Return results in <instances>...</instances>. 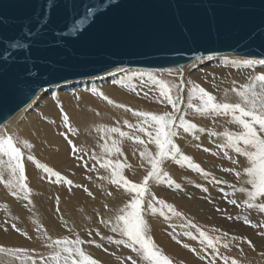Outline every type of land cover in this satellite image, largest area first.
Instances as JSON below:
<instances>
[{
	"label": "snow or ice",
	"instance_id": "6c2138e0",
	"mask_svg": "<svg viewBox=\"0 0 264 264\" xmlns=\"http://www.w3.org/2000/svg\"><path fill=\"white\" fill-rule=\"evenodd\" d=\"M49 8L59 9L58 0H46L45 4L39 5L37 10L25 19L20 34L11 43H8L5 49L4 55L6 58H11L9 49L25 50V56L30 55L31 46L35 39L46 32L53 22L48 12ZM72 9V12H69L67 3L63 5L65 15L70 17L67 21V26L73 32H79L86 22L93 21L94 15L98 12V9L91 5L85 7L83 12L79 11L75 4L72 5ZM231 64L236 67L254 69L256 66L264 67V58L233 60ZM132 75L140 77L141 80L147 77V81L155 86V90L158 92L156 98L171 105L172 111L158 114L153 111L131 109L125 104L116 103L102 91L93 89L94 93L101 96L109 104L131 111L137 117V122L130 123L125 120L123 122L124 125L128 129L135 130V132L142 133L147 137L146 141L140 135L124 131L118 126L101 125L98 127L97 131L103 133L101 148L104 150V154L101 157H97L95 153L91 155L93 160L99 164L100 169L110 172V176H100L99 178L101 180L107 179L118 189H123L129 198L116 210L114 217L101 218L100 220V223L108 227L113 235L103 236L98 229L95 235L100 236L101 240H107L110 244L131 249L136 255L135 258L133 256L123 258L128 264H174L173 259L166 255L163 249L154 241L153 236L150 234V224L145 217L146 215L158 214L166 219H171V216L179 217L183 213L178 212L173 204L158 198L151 191L150 182L167 184L177 190L181 189V184L177 183L162 168L165 161L171 160L181 167H187L202 174L205 179H210L212 183H227V181H221L211 172L206 171L201 167V164L193 160L192 156L185 154L181 150V147L175 142L180 135L181 129L183 133L192 134L196 139H199L197 133L203 132H208L212 136H222L223 142L218 145V148L223 151L225 157L231 159L233 165H237L239 161L229 156V150L238 156L246 158L247 166L243 167L242 171L237 170L235 167L225 168L223 171L234 173L237 178L242 175L247 177L245 181L247 186H242L238 189L235 185H231V187L234 192L239 191L246 195V198L241 201L244 206L264 213V72L249 75L247 82L238 86L236 81L232 82L233 87L230 91L239 97V102L235 103L219 101L213 93L207 91L200 84L188 81L191 87L188 89L187 109H192L194 113L201 116L215 114L216 116L230 117L231 123L239 128L238 131L226 129L223 132L206 129L186 119V110L181 108L183 103L181 93L185 87L182 79L179 84H171L151 72L132 73ZM31 76V72L17 74V83L23 86L19 90L25 96L34 92L29 79ZM173 89L176 90L175 93H173ZM132 90H136L135 86H133ZM228 91V89H225L226 95ZM147 94L145 93V95ZM60 111L67 131H74L70 125L69 116L64 112L63 107H61ZM113 134H116L119 138H129L134 143L143 145V149L139 151V156L150 167L141 182H133L124 174V169L130 168L131 165L126 162L127 157H124V162L119 158L124 154L119 146L120 140L114 138ZM69 143L72 142L69 141ZM149 144L155 145V152L149 149ZM21 145L23 149L31 150L33 148L28 139L20 140L14 135L8 134L6 130H0V183L11 190L12 196L22 197L27 202L25 205L27 207L32 204L30 199L31 189L27 183L25 153L22 151ZM72 151L73 154L78 151L75 144L72 145ZM205 151H209V149H205ZM114 154L115 158H113ZM26 159L29 162H34L35 166L40 168L50 178L54 177L56 182L67 183L70 186L73 184L72 180L66 179L59 171H55L47 164L41 163L30 152L27 154ZM79 159L83 160V156H80ZM141 166L143 167V164ZM76 187H84V191L89 196L93 195L86 186L76 185ZM197 187H202V185H197ZM203 190L207 192L208 188L204 187ZM220 191L224 192V189L221 188ZM108 194L111 195L112 193L109 192ZM230 202L233 205L238 203L236 199H232ZM56 203L57 212H59V198H57ZM105 208H107V205H105ZM61 219L63 220V217ZM245 222L251 224V220L247 217H245ZM64 223L67 226V222L64 221ZM42 227V225L39 226L37 231H40ZM180 227L189 229L183 231L184 236L199 240L202 250L206 254L201 255L200 258L202 260L207 259L208 264H216L217 258L223 259L225 264H242L239 259L222 256L220 253V245L225 249L229 247L230 242L225 239L229 236V233L223 232L220 235H210L208 231L200 228L191 220H186V223L180 225ZM11 228L24 236H28V233L17 227L15 223H11ZM191 229H195L196 234ZM4 230L7 231L6 228ZM213 231L220 232L219 229H214ZM44 234L47 236L46 231ZM88 235L91 236L92 232L89 231ZM173 238H176L175 234H173ZM48 239L51 241L49 247L52 248V251L47 257L43 255L34 256L32 254L34 250L27 248H11L3 245H0V252L8 254L19 261L20 264H101L99 260L93 258L82 247V245L88 243L102 248L103 244L98 243L96 240L85 241L78 234L74 239L70 236L56 238L55 240L48 236ZM237 239L239 238L232 237L233 241ZM243 239L249 246H253V242L248 240L247 237H243ZM183 246L194 253L197 252L196 248H192L188 244Z\"/></svg>",
	"mask_w": 264,
	"mask_h": 264
},
{
	"label": "bare ground",
	"instance_id": "6f19581e",
	"mask_svg": "<svg viewBox=\"0 0 264 264\" xmlns=\"http://www.w3.org/2000/svg\"><path fill=\"white\" fill-rule=\"evenodd\" d=\"M243 59H259V57H248L232 52H224L199 56L182 67L169 66L151 68L123 65L116 66L100 75L72 79V81L68 80L41 88L29 103L5 121L0 128V130H6L8 134L14 135V137L20 140L28 139L33 145L31 150L23 149L21 145L22 151L25 153L26 176L28 177L27 183L31 189L30 199L32 204L28 205L26 209H23L22 213L18 212V210H15L16 205L14 206V201L6 198V194L2 193L1 188L3 184L0 183V205L3 206L2 208L6 205L3 213L6 214L8 218V223L5 221L0 222V245L11 248H27L29 250H34L32 254L38 256V254L43 253L45 255V253H50L52 251V248L49 247L51 241H49L48 236H51L53 240L64 236H70L74 239L78 234L85 241L96 240L100 243L107 240H101L100 236L95 235L97 229L103 236L113 235L108 227L100 223V220L101 218L114 217L116 210L121 207L129 197L123 189H118L116 187V191H110L112 194L109 197L106 195L103 200L98 198V191L95 188H99L105 181L109 182V180H101L99 177L110 176V172L105 169H100L99 164L93 160L91 155L95 153L97 157H101L104 154V150L101 148L103 133L98 132L97 129L101 125H107L109 127L118 126L124 131L140 135L141 138L146 141L147 137L142 133L135 132V130L128 129L127 126L124 125L123 122L125 120H128L130 123L137 122V117L134 116L131 111H126L123 108H118L113 104H109L101 96L94 93L93 89L102 91L116 103L125 104L131 109L153 111L161 114L166 111H172L171 105L161 102L156 98L158 92L155 90V86L147 81V77L141 80L140 77L133 76L132 73L151 72L160 79L170 82L171 84H179L182 79L185 87L181 93L183 97L181 108L182 110H186V119L215 132H223L226 129L238 131V126L231 123L230 117L216 116L215 114L201 116L194 113L192 109H187L185 105L188 99V89L191 87L188 81L200 84L207 91L213 93L219 101L239 102V97L230 91L233 87L232 82L236 81L238 86L246 83L249 75L264 72V67L261 66L250 69L247 67H236L231 64L233 60ZM133 86H135V91L132 90ZM72 89L78 90L76 92H71ZM225 89L229 90L227 95L225 94ZM173 90L176 91L175 89ZM145 93L148 94L145 95ZM60 100L64 103H61ZM51 101L56 103L60 102L57 111L54 109L52 110ZM61 107H63L64 112L69 116L70 125L74 129L72 132H68L64 125L63 115L60 111ZM197 135L199 139H196L192 134L183 133L181 129L180 135L176 138L175 142L181 147V150L185 154L192 156L195 162L201 164V167L211 172L215 177L219 178L216 174L222 173L225 168L235 167L237 170L242 171V168L247 166L246 158L236 155L231 150H229V156L239 161L237 165H233L232 161L231 163L228 162V158H223V155H220L221 158H218L219 156L215 153H209L201 148V146L210 144L211 149L217 148L220 150L218 145L223 142L222 136H212L208 132L197 133ZM113 137L120 140L119 146L122 148L124 155L119 158L124 162V157H127L126 162L131 165L128 171L126 170L127 168L124 169V174L133 182H141L143 176L147 174V170L150 167L147 165L146 161H143L139 156V151L143 149V145L134 143L129 138H119L116 134H113ZM69 141L72 143H69ZM73 144L77 146V152L81 153L78 154L83 156V160H78L77 158V160H70L69 163L64 164L65 160L63 158L65 154L67 157H70V159L73 157ZM148 147L151 151H156L154 144H149ZM67 150L71 153H67ZM194 150L198 151L194 152ZM200 150L209 157L203 156V158ZM29 152L41 163L47 164L55 171H59L66 179L72 180L73 184L71 186H73V188H83L76 187V185L86 183L83 184V186H86L93 195H88L89 198H84L78 196L75 191L71 192L66 197L59 196L60 211L57 212V215H53V213L48 215L45 212V207H47L48 204L41 205L39 200L41 188H56L54 185L46 184L48 180L50 183L56 181L54 177L50 178L48 175L44 174L40 168H37L34 162L27 161L26 156ZM221 152L223 153V151ZM132 155L134 157H132ZM135 157L140 161L141 165L143 164L141 171L133 168L135 160L131 158ZM113 158H115V154ZM162 168L167 171L177 183L181 184L182 187L180 190L190 188L192 183H195V185H202L201 188H204L205 184H208L210 181V179H205L202 174L192 169H190V171L192 170L191 172L186 173L185 170L187 167H181L171 160L165 161ZM42 178H45L46 182H44ZM246 179V176L242 175L240 178H237L234 174L233 180H226L229 188H231V190L229 189L231 193L235 194V192H237L233 191L231 185H235L237 189L242 186H247L245 183ZM63 185L64 184L61 186ZM159 185L161 184L150 182V188H157ZM67 186V183H65V187ZM238 193L240 192L238 191ZM170 194H172V196H163V194L161 197L175 202L174 206L178 203L177 205L181 210L180 212L184 215L188 214V216H192L199 221H201V219L203 220V215L199 211L195 210V214L192 210V207L195 208L197 203L195 204L190 197V199L184 198L183 203L179 198L175 197L176 193ZM237 197L241 198L242 196ZM36 200H38V203ZM105 205H107V208H105ZM146 216L153 218L156 222L165 218L158 214ZM54 217L55 219L58 217V221L64 225V221L67 222L66 232L65 230L63 231L57 228L53 221ZM61 217H63V220ZM9 220L11 221L9 222ZM26 220H29L36 230L39 226H43L40 231H37L39 234L38 237L24 236L11 228V223H15L17 227L27 232ZM5 228L7 231L4 230ZM45 231L47 232V236L44 234ZM89 231L92 232L91 236L88 235ZM152 236L156 244L162 248L160 242H158L159 239L157 240L154 237L155 235ZM82 247L88 254L92 255L93 258L101 259L98 258L101 256L97 254L92 244L85 243ZM167 248L168 247H166L165 250L168 255L175 258L177 253L174 250L176 249L173 247V250V248L171 249L170 247V249L167 250ZM135 255L136 254L133 253V257ZM47 256L46 254L45 257ZM101 263L105 264L106 262L104 263L102 261Z\"/></svg>",
	"mask_w": 264,
	"mask_h": 264
},
{
	"label": "water",
	"instance_id": "95a60500",
	"mask_svg": "<svg viewBox=\"0 0 264 264\" xmlns=\"http://www.w3.org/2000/svg\"><path fill=\"white\" fill-rule=\"evenodd\" d=\"M46 0H0V125L43 87L100 75L116 66L182 67L206 54L232 52L264 58V0H58L49 29L30 55L9 49L25 19ZM72 12L91 5L93 21L79 32L67 26ZM31 72L25 96L17 74Z\"/></svg>",
	"mask_w": 264,
	"mask_h": 264
},
{
	"label": "rangeland",
	"instance_id": "374dc122",
	"mask_svg": "<svg viewBox=\"0 0 264 264\" xmlns=\"http://www.w3.org/2000/svg\"><path fill=\"white\" fill-rule=\"evenodd\" d=\"M77 90L72 89L71 92H76ZM173 93H175L174 90H173ZM60 101L61 103L63 102L62 100ZM58 105H60V102L56 103L54 101H51L52 110L54 109L55 111H57ZM185 106H187V102ZM2 126L3 125H0V128ZM201 148L204 151L205 149H209V151L207 152L215 153L217 156H219L218 158H221L220 155H223V158H225L221 150H218L217 148L211 149L210 144L201 146ZM195 151H198V150H194V152ZM67 153L70 154L71 152L67 150ZM78 153L81 154L80 152H77L75 155L72 154L73 157L71 159L70 157H67V155L65 154L63 158L65 160L64 164L69 163L70 160H74V159L77 160V158L79 160V157L81 155H79ZM200 153L202 154L201 155L202 157L203 156L209 157L201 150H200ZM132 157L134 156L132 155ZM136 157L131 158L135 160L133 168H136V170L141 171L142 170L141 163L138 159H136ZM228 160H229L228 162L231 163V159H228ZM126 170L128 171L129 168H127ZM185 171L186 173H189L192 170L190 171L189 168L188 169L186 168ZM216 175L219 177L218 179L220 180L223 179L222 181H226L228 179L233 180V177H234V173H229L225 171H223L220 174H216ZM42 180L46 182L45 178L44 179L42 178ZM54 183H50V181L48 180L46 184L54 185L56 188H41V195L39 198L41 205L48 204L47 207H45V212L48 215L52 213L53 215L55 214L57 215L56 200L59 196L66 197L71 192L76 191L75 193L78 196L89 198L88 193L84 191V187L83 188H73V186H70L68 184L67 185L69 187L68 186L65 187V183H58V182H54ZM62 184L64 185L61 186ZM83 184H86V183H82L81 185L83 186ZM101 186L99 188H95L98 191L97 194L100 200H103L106 195H108L109 197L110 195L108 193L110 191H114L115 189L117 190L116 186L112 185L110 182L105 181L101 184ZM4 187L5 185L3 184L1 188L2 193L6 194V198L14 201V206L16 205L15 210H18V212L22 213L23 209L27 208L25 207L27 202L24 201L22 197L18 198V197L13 196L12 198L11 191L9 190V188L7 187L4 188ZM205 187L208 188L207 192H205L203 188L197 187L195 183H192L190 188H184L182 190L180 189L177 190L174 187H169L166 184H161L157 188H151V191L158 198L164 199L167 203H171L173 205L175 202L171 200H167V198L161 197V195L164 194L163 196L165 195L172 196V194L170 193H176L175 197L179 198L181 202L183 203H184V198L186 199L191 198L195 204L197 203L195 208L192 207V210L194 212L195 210H197L203 215V220L201 219V221L197 220L196 218H193L192 216H188V214L187 215L183 214L182 216H179V217L171 216V219L163 218V219H160L158 222H156V220H153V218H149L146 216L145 218L148 220L150 224V229H151L150 234L155 235L154 237L157 240L159 239L158 242H160L164 253L168 255L167 251L165 250L166 247H168L167 250H169L170 247L171 249L174 247L176 250H174V248L173 250L177 253V255L174 254L176 256L175 257L176 259L168 255L170 258H173V261H175L174 264H208L207 259L202 260L200 258L201 255H206V254L203 252L202 246L199 240H193L191 237H187L183 235V231L189 230V229L180 227V225L186 223V220H191L194 224L198 225L200 228L208 231L210 235H220L223 232L229 233V236L225 238L230 242L229 247L225 249L222 245H220V248H219L222 256L235 257L239 259L242 262V264H264V213H260L256 209H248L246 206H244L241 203V201L246 198V195L242 193H238V191L235 192V194H232L230 191L231 188H229V185L227 183L215 184L209 181L208 184H205ZM221 188L224 189V192L220 191ZM236 195L242 196L241 197L242 199L240 197L238 198ZM234 197L236 198L238 202L237 205H233L230 202L232 199H235ZM148 198L150 199V197ZM36 202L38 203V200H36ZM177 204L174 207L176 208L178 212H180L181 210L179 209ZM2 207L3 206L0 205V222H3V221L6 222L8 221V218L6 214L3 213L4 212L3 210L6 207L4 208ZM27 215H28V212H27ZM228 217H231V218H228ZM245 217L251 220V224L245 222ZM58 219H59L58 217H56V219L55 217L53 218L54 224H56L57 228L63 231L65 230L66 232V226L63 223H60ZM10 221L11 220H9V222ZM214 229H219L220 232H215L213 231ZM191 230L194 232V234H196L195 229H191ZM27 233L29 237L39 236V234L37 233V230L34 228V225L30 223L29 220L27 221ZM173 234H175L176 236L175 239L173 238ZM233 236L238 237L239 239L233 241L232 240ZM243 237H247L248 240H251L253 242V246H249V244L243 239ZM100 243L102 244L104 243L102 248L96 247L95 244H92V247L94 246L93 247L94 250L97 252L99 256H101V257H98L101 259H97V260H99L100 262L103 261L104 263L106 262L105 264L107 263L108 264H128V262L124 261L123 258L127 256H133V252L131 251V249H127L123 246H116L114 244H110L108 241L100 242ZM184 244H188L192 248H196L197 252L194 253L190 251L189 248H185L183 246ZM105 249H107V251H105ZM46 254L49 255V253H45V255ZM40 255L45 256L43 253L38 254V256ZM34 256H37V255L34 254ZM133 258H135V256ZM0 264H20V262L15 260L13 257L9 256L8 254L6 255V253L3 254L0 252ZM216 264H225V262L223 259L217 258Z\"/></svg>",
	"mask_w": 264,
	"mask_h": 264
}]
</instances>
